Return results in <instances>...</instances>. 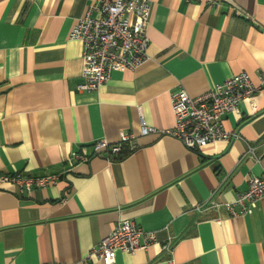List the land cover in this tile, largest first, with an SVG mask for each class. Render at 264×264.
<instances>
[{
	"label": "crops",
	"instance_id": "1",
	"mask_svg": "<svg viewBox=\"0 0 264 264\" xmlns=\"http://www.w3.org/2000/svg\"><path fill=\"white\" fill-rule=\"evenodd\" d=\"M216 1L150 0L146 60L78 91L82 47L68 34L87 0H0V174H60L30 191L0 185V264H103L88 253L123 219L157 242L113 264H264V200L238 217L196 209L264 174V87L223 117L239 133L230 142L189 149L139 132L140 119L173 127L171 92L196 97L233 74L255 84L264 74V0H231L247 17ZM120 132L135 144L123 158L91 155L93 141Z\"/></svg>",
	"mask_w": 264,
	"mask_h": 264
},
{
	"label": "built area",
	"instance_id": "2",
	"mask_svg": "<svg viewBox=\"0 0 264 264\" xmlns=\"http://www.w3.org/2000/svg\"><path fill=\"white\" fill-rule=\"evenodd\" d=\"M187 1L200 2L211 7L218 6L216 0ZM225 1L237 14L247 17L233 1ZM149 16L150 0H87L84 14L75 20L68 34L69 39L79 41L82 47L83 82L77 85L78 91L98 90L109 80L113 71L134 70L146 60L149 40L145 30ZM263 87L264 74L258 77V84H255L249 74L239 72L196 97H191L185 90L179 89L169 94L173 127L158 130L140 119L139 132L141 135L174 137L189 149L214 141L230 142L238 139L239 133L226 131L222 124L223 117L236 112L240 102L250 99ZM124 146H127V150L135 147L133 135L128 132H120L117 143L112 144L105 139L93 141L91 155L105 152L107 158H115L122 155ZM247 152L253 154V148L248 146ZM73 157L79 162H86L89 158L77 153H74ZM59 176L60 174H0V185L13 183L20 191H30L34 187L45 188L56 184ZM260 200H264V174L249 178L247 189L237 193L233 199L223 202L210 200L196 209L203 211L222 208L230 217H238L255 208ZM156 242L152 231H145L133 221L123 219L90 249L87 258L103 264H113L116 252L133 254ZM162 248L169 250V241ZM168 264H173L172 260H168Z\"/></svg>",
	"mask_w": 264,
	"mask_h": 264
},
{
	"label": "trees",
	"instance_id": "3",
	"mask_svg": "<svg viewBox=\"0 0 264 264\" xmlns=\"http://www.w3.org/2000/svg\"><path fill=\"white\" fill-rule=\"evenodd\" d=\"M126 147V146H125ZM123 148V150H122V155H120V156H117V157H115L114 159H116V160H118V159H121V158H123L126 154H128L129 153V151L127 150V148Z\"/></svg>",
	"mask_w": 264,
	"mask_h": 264
}]
</instances>
